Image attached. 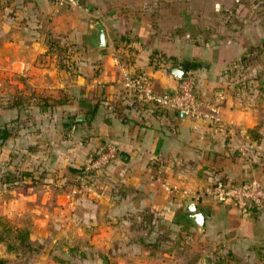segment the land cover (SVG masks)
<instances>
[{
    "label": "crops",
    "instance_id": "obj_1",
    "mask_svg": "<svg viewBox=\"0 0 264 264\" xmlns=\"http://www.w3.org/2000/svg\"><path fill=\"white\" fill-rule=\"evenodd\" d=\"M80 2L0 0L3 113L18 122L17 136L6 139L19 154L16 166L7 155L8 170L18 173V209L42 235L59 232L51 253L65 260L58 264H264V207L241 213L182 192L215 179L264 184L260 76L227 69L259 51L264 11L249 0ZM95 21L105 34L101 47L92 40ZM182 61L196 93L217 104L218 121L129 102L121 67L147 72L155 91H171L180 79L166 69ZM15 93L23 101L17 107L10 106ZM109 144L115 156L76 186L87 154ZM72 187L79 191L71 204ZM185 199L207 214L201 229Z\"/></svg>",
    "mask_w": 264,
    "mask_h": 264
},
{
    "label": "built area",
    "instance_id": "obj_2",
    "mask_svg": "<svg viewBox=\"0 0 264 264\" xmlns=\"http://www.w3.org/2000/svg\"><path fill=\"white\" fill-rule=\"evenodd\" d=\"M60 5L77 7L81 5L80 0H55ZM117 63V61L115 62ZM121 83L129 96L132 104L139 99L164 108H171L178 117H190L201 119L210 123L219 120V109L217 104L199 96L193 88L192 79L187 77L180 79L171 91H155L153 89L149 74L143 70L131 71L124 67L120 68ZM116 147L109 144L105 150L98 153H88L82 171L78 175L80 181H87L96 169L104 166L107 161L115 156ZM79 188L72 187L66 198L72 204L75 201ZM182 192L194 198L202 195L219 203H230L241 213L259 210L264 207V184L254 177L228 181L215 179L210 183L194 191Z\"/></svg>",
    "mask_w": 264,
    "mask_h": 264
},
{
    "label": "rangeland",
    "instance_id": "obj_3",
    "mask_svg": "<svg viewBox=\"0 0 264 264\" xmlns=\"http://www.w3.org/2000/svg\"><path fill=\"white\" fill-rule=\"evenodd\" d=\"M249 4L251 9H255L261 13L264 11V0H249ZM54 52L58 55H62L63 50L57 48ZM250 52L246 54L249 56L247 60L242 61L240 64H237V66L231 65L232 68L227 69H230L236 74L245 75L254 73L260 76L258 85H260L261 89H264V45H260L259 51L257 52ZM1 92L2 88L0 85V134L3 132V129H6L9 131V136H17V116L9 118L7 114L3 113V110L8 106V98L3 97L5 94ZM14 95L16 96L10 99V102H12L10 106L17 107V105L23 101H21L17 93ZM28 103L34 104L35 99H29ZM44 104L50 105L51 103L44 101ZM7 138L0 139V233L3 235V239L0 240V258L2 259L0 264L63 263V261H65L63 258L55 259L54 257L56 254L55 256L51 255V253H54L53 250L58 242L57 239L52 247L45 252V247L50 237L57 232V230L55 228L50 229L46 234L44 233L45 236H43L42 230L32 226L30 215L19 210L17 207L18 195L15 193L17 189H14V192L12 189L14 188L13 186L18 185V173L15 172L13 167H10L11 170H8L7 155L9 154L13 157L12 161L9 162L11 164L10 166H16L18 165L19 154L16 146H10L11 150L8 151ZM81 166L77 169L79 171L78 175L80 171H82ZM77 179L79 183L75 185L80 186V179ZM72 182L74 183L75 181L71 180L70 183ZM8 184L10 185L11 191L8 190Z\"/></svg>",
    "mask_w": 264,
    "mask_h": 264
},
{
    "label": "water",
    "instance_id": "obj_4",
    "mask_svg": "<svg viewBox=\"0 0 264 264\" xmlns=\"http://www.w3.org/2000/svg\"><path fill=\"white\" fill-rule=\"evenodd\" d=\"M94 30L92 32V40L94 42V46L101 47L105 45V34L103 30V26L100 22L95 21L93 24ZM188 62L182 61L179 65H169L166 69L167 74L171 78L175 79H185L189 77V73L187 71ZM92 110V107H90V111ZM87 117L90 116V113H87ZM84 117V114L81 113L77 116V119H82ZM183 209L187 212V217L192 221V223L195 224L197 229L202 228L203 219L206 215H204L201 210L196 206L195 202L192 199H185L183 201ZM59 232H55L48 241L45 252H47L54 242L56 241L58 237Z\"/></svg>",
    "mask_w": 264,
    "mask_h": 264
},
{
    "label": "trees",
    "instance_id": "obj_5",
    "mask_svg": "<svg viewBox=\"0 0 264 264\" xmlns=\"http://www.w3.org/2000/svg\"><path fill=\"white\" fill-rule=\"evenodd\" d=\"M184 27H185L186 30H191L192 25L187 22V19H186V21L184 23ZM192 34L194 35V33H191V35ZM261 45H264V41L261 43ZM248 57H249L248 55H243L242 58H241V62L244 61V60H247ZM200 64L201 63L199 61H190L189 62V67H197V66H200ZM9 135H10L9 131H7L6 129H3V132L0 134V139H5ZM2 239H3V235L0 233V240H2ZM0 262H2L1 258H0Z\"/></svg>",
    "mask_w": 264,
    "mask_h": 264
}]
</instances>
